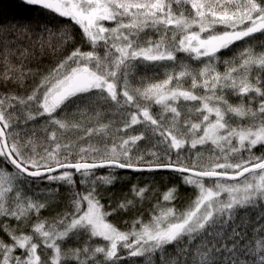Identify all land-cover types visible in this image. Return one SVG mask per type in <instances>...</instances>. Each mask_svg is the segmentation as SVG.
<instances>
[{
	"label": "snow or ice",
	"instance_id": "6c2138e0",
	"mask_svg": "<svg viewBox=\"0 0 264 264\" xmlns=\"http://www.w3.org/2000/svg\"><path fill=\"white\" fill-rule=\"evenodd\" d=\"M19 2L55 23H18L15 39L0 41V86L36 77L25 96L0 95V221L15 224L0 223V264H264V216L251 233L240 222L245 212L264 210V52L250 45L221 58L238 42L264 37V0ZM17 53L19 67L10 59ZM179 53L202 67L193 74L185 64L174 76L165 65L166 78L156 83L135 75L138 66L176 64ZM44 57L45 72L24 69ZM186 76L193 90L173 86ZM197 88L204 94H194ZM81 98L117 107L123 126L114 133L102 123L82 127L75 122ZM181 101L200 105L199 123L180 121ZM69 131L83 135L72 139ZM209 143L217 152L208 159L190 152ZM115 170L174 173L178 183L162 193L163 205L172 206L157 199L147 221H123L122 230L110 218L155 193L154 185L133 184L132 199L105 204L107 189L121 179ZM181 187L192 190L182 211L175 208ZM49 210L51 218L40 215ZM69 240L79 246L62 248Z\"/></svg>",
	"mask_w": 264,
	"mask_h": 264
},
{
	"label": "trees",
	"instance_id": "16d2710c",
	"mask_svg": "<svg viewBox=\"0 0 264 264\" xmlns=\"http://www.w3.org/2000/svg\"><path fill=\"white\" fill-rule=\"evenodd\" d=\"M175 7V6H174ZM29 22L33 24L34 26L37 25L38 22L42 23H48L53 22V18L49 16L47 13H41L40 10L34 9V8H26L20 5L19 0H0V41H2L4 44H8L10 41H13L15 38L11 35V27L12 25L23 23V22ZM38 30V29H37ZM73 33L77 38V41H79V29L74 28ZM148 35H153L151 31H149ZM264 40V37L260 36L259 34H256L254 40H249L247 43L244 42H238L236 45L233 46L232 51L225 52L222 55V59H229L232 56L238 54L239 51H242L244 48L254 45V51L255 53L259 54L261 52H264V48H261L259 46V42ZM16 47L19 48H26L29 47V44L25 41L16 40L15 42ZM3 45L0 44V47ZM85 50H88L85 48ZM38 55V54H37ZM19 54L17 53L16 57H10L11 62L13 65H16L17 67L20 66V60L18 59ZM4 57L2 54H0V76L3 75L5 72V65L3 63ZM177 61L178 63L173 64V62H165V64L162 65H147V66H138L135 70V75L138 78H143L145 81V84L147 83H156L166 78L165 76V65H167V68L169 71L173 72V75L179 73V71L183 70V66L186 64L188 67L193 71V74L196 73V70L202 67V65L199 62L191 61L189 60L185 54L179 53L177 54ZM183 63H179V62ZM50 65V59L47 57L40 58V59H29L24 62V69H33V70H39L40 72H45L46 68ZM217 70L223 73L224 67L223 65H217ZM258 68L255 66L252 69V75H255L258 72ZM9 76H15V72H8ZM131 79V78H130ZM36 82V77H25V80L22 85L17 87L13 83H9L7 88L0 86V95L5 94L6 92L9 94H15L17 96H25L28 94L29 89L34 85ZM178 83L180 90H193L191 88V78L186 76L179 79V82L174 78L173 80V86H176ZM201 80L198 77L197 78V84H200ZM132 85L134 87H141L143 88L144 85L140 84L137 81H133ZM194 94L196 95H203L204 92L202 89L197 88L194 90ZM210 94V93H209ZM229 102L232 104L238 103V98L229 96ZM76 104H79L81 106V110L83 111V115H77L75 117V122L80 123L82 127H98L100 123L109 125V127L112 129L113 133L116 128L122 127V120L124 119V114L121 113V111L115 107V106H105L103 103H96L92 102L91 104L85 103V98H81L80 100L76 101ZM178 111H180V121L183 122L185 120H188L192 123H199L200 118L196 112V108H198L200 105L195 104L194 102H188L185 103L181 101L178 105ZM254 107V106H253ZM191 109V111H189ZM69 110L74 111L75 110V104L69 105ZM151 111L153 114H157L159 112V106H153ZM97 113L99 115L97 116ZM18 115H21L22 113H17ZM23 114H28L27 111ZM165 119H170V114L165 115ZM111 122V123H109ZM137 129L139 126H135ZM130 134H137L135 131H130ZM59 135V133H58ZM66 137H70L72 139H75L77 135H83V132H72L69 131L67 133H64ZM93 143H96V140L92 141ZM196 151H200L201 155L204 159H208L211 157L214 152H217V150L209 143L204 146H197V149H191L190 152L194 153ZM260 152L257 151L256 155H259ZM189 155V152H185L182 154V158H186ZM112 171V170H105ZM117 171L118 175L121 177L120 182H118L115 186L109 187L107 189V192L105 194L104 202L107 204L109 199L111 200V203L113 206L116 205L117 201L123 202V197L127 195L128 199L133 198V194L129 192L130 187L133 184H137L140 187H144L145 184H148L150 186L154 185V193L149 194L150 199H146L142 204L138 203L137 207L134 210H128L127 212H122L116 216L111 217V221L115 223L118 227H121L122 230H127L124 225L123 221H132L133 219H143L145 221L149 218V210L152 208L153 204L156 203L157 199H160L162 202V193L165 190L166 186H171L172 184L178 183V181L175 179V174L168 173V172H159V173H134L130 171H124V170H115ZM28 191V190H26ZM64 189H61V194L63 196ZM28 195L32 196V191H28ZM192 196V190L190 188H184L181 187L180 189V199L175 201V208L182 211L187 207V203L189 201V197ZM34 199L40 198L43 199V197H33ZM139 200V198H137ZM162 206H172L171 204L163 205ZM42 217H48L51 218L54 213L52 211H42L40 213ZM264 216V210L260 208L251 209L247 212H245L240 217V222L244 224V226L247 228L248 232L251 233V225L252 224H258L259 223V217ZM0 223L4 225L11 224L13 227H15V224H13L10 220H2ZM0 236H3V233L0 232ZM79 244L75 240H69L66 242L65 245H62V248H74L78 247ZM131 264H140L136 258H133V262Z\"/></svg>",
	"mask_w": 264,
	"mask_h": 264
},
{
	"label": "water",
	"instance_id": "95a60500",
	"mask_svg": "<svg viewBox=\"0 0 264 264\" xmlns=\"http://www.w3.org/2000/svg\"><path fill=\"white\" fill-rule=\"evenodd\" d=\"M124 171H130V172H132L131 170H124Z\"/></svg>",
	"mask_w": 264,
	"mask_h": 264
}]
</instances>
